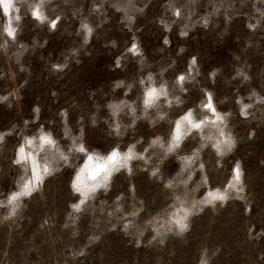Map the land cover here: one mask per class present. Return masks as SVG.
<instances>
[{
	"label": "rangeland",
	"instance_id": "rangeland-1",
	"mask_svg": "<svg viewBox=\"0 0 264 264\" xmlns=\"http://www.w3.org/2000/svg\"><path fill=\"white\" fill-rule=\"evenodd\" d=\"M4 3L0 264H264V0Z\"/></svg>",
	"mask_w": 264,
	"mask_h": 264
},
{
	"label": "snow or ice",
	"instance_id": "snow-or-ice-1",
	"mask_svg": "<svg viewBox=\"0 0 264 264\" xmlns=\"http://www.w3.org/2000/svg\"><path fill=\"white\" fill-rule=\"evenodd\" d=\"M0 3H3V10L7 14L8 13V10H9V5L7 3H4V0H0ZM37 16H39L38 12H37ZM53 26H55V21H53ZM7 30L9 32V34L11 35L12 34L11 25H9V27H8ZM179 79L182 81L183 80V77H180ZM154 92H155V90H150L148 92V96L149 97H152L154 95ZM209 99H210V97H209ZM205 107L212 109L213 112L215 111V109L212 108V105L210 103L207 104V105H205ZM190 115H191L190 113L186 114V116H188V117H190ZM195 127L199 128L200 127V124H196ZM177 128H179V125H177ZM41 139L44 140L46 143L51 144V145L54 146V143L55 142L52 141L50 138L41 137ZM29 143H31V141H29ZM20 151L23 152V148H21ZM80 151H84L83 147H81ZM117 156H118V153L116 151H113L110 154V156L108 157V163H106L105 165H102L101 166L102 167V170L104 171L105 174H107V172H108V164L114 163L115 162V158ZM88 159L91 160L92 157H89ZM237 178H239L238 175H237ZM25 189H28V185L27 184L25 185ZM77 190L79 191V189H77ZM25 194H28V193L26 192ZM217 198L222 200V199H224V196L223 195H220ZM176 223L179 224L181 226V228L185 227V225H183L180 220H177Z\"/></svg>",
	"mask_w": 264,
	"mask_h": 264
},
{
	"label": "bare ground",
	"instance_id": "bare-ground-1",
	"mask_svg": "<svg viewBox=\"0 0 264 264\" xmlns=\"http://www.w3.org/2000/svg\"><path fill=\"white\" fill-rule=\"evenodd\" d=\"M93 172H94V173H96V172H97V169H96V170H94Z\"/></svg>",
	"mask_w": 264,
	"mask_h": 264
}]
</instances>
